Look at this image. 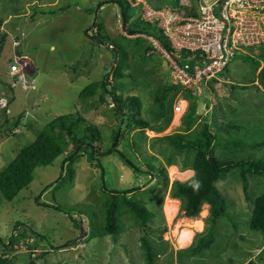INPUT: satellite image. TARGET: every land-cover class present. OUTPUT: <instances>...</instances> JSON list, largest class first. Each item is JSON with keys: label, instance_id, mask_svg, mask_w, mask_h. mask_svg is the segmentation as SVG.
Instances as JSON below:
<instances>
[{"label": "rangeland", "instance_id": "1", "mask_svg": "<svg viewBox=\"0 0 264 264\" xmlns=\"http://www.w3.org/2000/svg\"><path fill=\"white\" fill-rule=\"evenodd\" d=\"M118 1L125 9L127 31L152 33L166 42L163 34L155 30V24L139 21L137 14L141 18V5L130 10L124 0ZM143 1L152 8L158 5L162 9H180V0ZM190 1L196 7V1ZM112 10L111 0H0V119L9 117L0 125V170L33 142L38 128L47 123L51 115L82 118L81 126L97 127L101 138L99 147L90 145L93 149H82V156L70 166L62 167L63 156H60L53 165L37 167L28 188L21 191L13 203L0 204V255L4 254L9 264H28L31 259L36 264H145L140 249V238L145 235L152 250H157L154 264H264V236L250 231L247 226L252 201L261 192L256 187L261 183L259 179L248 177L249 190L245 196L238 174L216 184L226 200L227 211L215 224L210 246L194 258L181 256V261L178 258V252L187 250L195 237L197 241L206 233L208 206L203 205L195 218L182 214L179 202L169 196L170 186L174 181H188L193 172L180 169L183 159L179 156L172 157L176 165L166 164L168 156L174 154L167 143L159 142L151 147L149 140L186 131L181 118L188 102L181 96L174 98L173 105L181 101L182 109L186 106L185 111L173 110L172 120L161 134L146 130L148 140L143 142L138 133L130 132L119 140L120 154L130 159L142 174L134 173L118 155H100V151L114 146L111 136L118 123L115 104L110 95L105 96V103L99 102L100 88L91 98L81 100L77 96L85 86L105 81L109 75L107 81L110 86H116L117 94L122 98L136 96L142 106L141 117L154 124L150 113L157 110L153 99L156 88L172 84L170 64L159 53L160 44L155 41V45L141 34L129 35L121 27L120 9L117 7L115 14ZM94 22L103 23L100 36L94 35L97 30ZM121 38L141 41L135 48H129L123 77L116 80L110 72L116 63L114 58L122 60ZM139 52L143 55L139 56ZM259 54L260 49L250 51L255 59ZM20 55L27 56L19 60L23 64L30 61V70L34 72L24 73L23 79L12 78L9 66ZM181 55L189 56L186 52ZM261 66L262 63L254 69L250 61H244V56L237 53L220 75L224 78L197 93L198 117L193 126L200 129L204 122L212 124L214 108L219 110V122L227 126L229 122L243 125L245 129L264 126V89L256 77ZM239 82L245 86L232 89L231 84ZM1 98L9 101L8 109L1 108ZM15 122L19 124L13 125ZM134 138L138 141V150L130 146ZM252 154H256L255 160L264 159V147ZM152 156L155 159H151ZM187 158L191 161V154ZM144 160L151 162L153 171ZM97 162L102 169L95 168ZM161 166L167 185L158 173ZM132 187L140 189L126 195L129 204H137L151 217L142 227L127 216L117 217V235L97 236L91 240V231L98 233L104 225L103 205L113 200L110 191L118 198L121 190ZM35 199L42 205H37ZM174 205L176 211L169 214L172 209L167 207ZM21 233L20 240H16ZM8 240L16 241L7 245Z\"/></svg>", "mask_w": 264, "mask_h": 264}, {"label": "trees", "instance_id": "2", "mask_svg": "<svg viewBox=\"0 0 264 264\" xmlns=\"http://www.w3.org/2000/svg\"><path fill=\"white\" fill-rule=\"evenodd\" d=\"M111 1L120 9V14L124 15L127 25L128 19L126 17L125 9L118 0ZM124 2L130 10L135 9L130 7L127 0H124ZM103 3L104 2L101 4ZM68 6L69 5H66V7ZM179 7V10H174L172 7L168 9L176 12L184 10L181 5ZM138 9L140 10V7ZM185 11H187L185 12L187 16L193 15V11L188 9ZM49 13L50 12H48V14ZM137 15L139 21L145 23L140 18V15ZM1 23L2 20L0 19V25ZM152 24H155V30L159 31L161 34L162 30L156 26V23ZM96 26L97 30H94V35L100 36L99 34L102 33L103 23L96 24L94 22L93 27ZM135 34L153 37L166 51L172 52L167 38L166 42H161L154 37L152 33L135 32ZM121 40H123V42L119 45V48H121L123 52H121L123 55L122 60H119L118 57L114 58L116 59V63L113 66L112 72H110L116 80H120L123 77L122 70L123 67L126 66L125 60L129 55V48L133 49V46L135 48L141 41L136 39L128 41L124 38H121ZM255 49H260V54L257 56V59L253 58L250 54L242 56H244V61H250L256 70L260 63H262L261 70L256 77L258 84L264 89V44L256 48H249V51L252 52ZM113 51H115V47ZM182 52L188 53L189 56L183 58L181 55ZM138 55L142 56L143 53L139 52ZM178 55L180 64L182 65L186 62L191 63L192 59L198 58L197 53H191L186 50L180 51ZM227 66L217 73L214 78H211L205 83L202 82L200 90H206L208 85L211 88L213 83H217L221 78H224L220 75L224 73ZM108 76L105 81H95L94 83L85 86L77 97L81 100L91 98L95 95L97 88H100L99 102L105 103V96H111L115 104L114 113L116 114V119L118 121L115 126V131L111 136V138H113L114 146L100 151V155L102 157H109L114 154L122 157L123 162L138 175L140 173L142 174V170H138L136 165L133 164L130 159L123 157V154L121 155V152L117 149L119 140L122 141L130 132L133 133V135L134 133H138L136 135H140L143 142L148 140L144 133L146 130L155 132L157 135L161 134L169 126L172 120L174 98L179 95L182 97V100L188 102L187 110L181 118L182 123L186 128L184 133L179 132L158 138H151V140H149V146L151 147H154L155 144H159V142L167 143L169 149L174 154H170V157L168 156L166 164L176 165L172 162L174 160L172 157L179 156L183 159L181 161L183 164L180 166V169L182 171L191 170L193 172L191 179L188 181H174L170 186L169 196L171 199L179 202L182 214L186 218H195L201 211L203 205L208 206L207 222L209 223V226L206 229V233L199 237L197 241H195L197 238L195 237L192 245L187 250L178 252L179 260L181 261V256L194 258L199 253H202L203 249L210 246V243L214 238L213 229L216 227L215 224L224 218L227 211L226 200L217 189L216 184L225 180L227 176L238 174L237 176H239V181L242 182V190L245 196L249 190V187L246 184L248 177H253L255 180L259 179L258 181L261 184L256 187V190H260L261 192L258 193V195L255 196L254 201H252L253 207L251 209L247 226L250 231L257 232L264 236V159L255 160L257 156L256 154H252L256 149L264 147V126L257 129L249 127L245 129L243 125H235L233 122H229L227 126L223 121L221 123L219 122V110L218 108H214L211 113L212 124L204 122L200 129H197L193 125L198 117V104L196 102L198 101V91L173 84L156 88V95L153 99L157 105V110L150 113L152 122H154V124H151L141 117L142 106L139 99L136 96L122 98L121 95L117 94L116 86L112 85V87L109 85L107 81ZM250 83H252L251 85H253V87H258L257 84H254L255 82ZM231 85H233L232 89H235L237 87H244L245 83L240 84L239 82L238 84ZM107 87H109V90ZM122 87L123 85L120 89H122ZM8 107L9 101L6 102V105L2 109H8ZM51 116V119L46 124L41 128H38V132L36 133L33 142L21 149L11 162L0 170V204L13 203L18 194L28 188L33 180L34 170L37 167L53 165L60 156H63V158H61V166L63 167L64 164L70 166L82 156V149H93V147L96 148L101 145L98 128L89 125L86 127L81 126V123H84L82 118V120L80 118L75 119L73 118L74 116L72 117L69 114ZM8 118V116L1 117L0 120L3 122L0 123V125H3V123L8 121ZM18 124V122H15L13 125L16 126ZM213 128L215 129L214 132H212ZM9 132L10 131L8 130L6 134ZM130 146L133 150L139 149L136 138L133 139ZM189 154H191V161L187 158ZM151 159H155L154 156H152ZM144 161H146L150 171H153L154 166L151 162L147 160ZM95 167L102 169L98 162L95 164ZM101 172L103 174V170H101ZM158 173L161 174L162 177L165 176L163 166L160 167ZM154 176L157 177V174L154 173ZM163 179L167 185L166 178L164 177ZM158 183H160V181H158ZM137 189L140 188L132 187L126 191L121 190L118 198L116 195L113 196L115 193L114 191H110V196L113 200L106 203V206L103 205L104 225L101 226L98 233L95 230L91 231L90 238L104 235H117L118 227L115 223L117 217L119 219L120 217L127 216L130 219H133V223L142 227L144 222H146V219L151 217V214L137 204H129V200L126 198V195H131ZM34 201L37 205H42L37 199ZM20 236H22V233L15 239L20 240L18 239ZM14 241L8 240L7 245H11ZM140 249L144 256V263L154 264L155 258L157 257V250H152L147 236L145 235L140 238ZM44 255L45 252L43 253V256ZM0 264H9L8 258H5L2 253L0 255ZM28 264L36 263L31 259Z\"/></svg>", "mask_w": 264, "mask_h": 264}, {"label": "built area", "instance_id": "3", "mask_svg": "<svg viewBox=\"0 0 264 264\" xmlns=\"http://www.w3.org/2000/svg\"><path fill=\"white\" fill-rule=\"evenodd\" d=\"M135 4H132V2ZM180 0L184 10L152 8L143 0H127L131 7L141 4V19L156 23L170 44L172 52L161 45L159 50L171 69L173 85H180L199 92L201 83L214 78L237 53L249 55V48L264 44V0ZM186 9L193 11L187 16ZM158 45L153 37H148ZM156 41V42H155ZM182 50L197 53L192 62L180 64ZM24 64L11 65L10 72L21 74ZM171 84V85H172ZM2 107L6 105L4 100ZM179 101L174 112H184Z\"/></svg>", "mask_w": 264, "mask_h": 264}, {"label": "clouds", "instance_id": "4", "mask_svg": "<svg viewBox=\"0 0 264 264\" xmlns=\"http://www.w3.org/2000/svg\"><path fill=\"white\" fill-rule=\"evenodd\" d=\"M106 2V1H105ZM104 2V3H105ZM102 3V2H101ZM146 3V2H145ZM99 5V4H98ZM130 5V4H129ZM139 5H141V4H139ZM138 6V5H137ZM152 6V5H151ZM131 7V6H130ZM142 7V6H141ZM100 8V7H99ZM98 8V9H99ZM101 8H102V6H101ZM131 8H135V7H131ZM141 12H142V10H141ZM120 20H121V16H120ZM122 23V22H121ZM122 27V26H121ZM123 29V28H122ZM134 32V31H133ZM136 35V34H135ZM143 36V35H142ZM148 37V36H147ZM242 55V54H241ZM19 59H25V57H23L22 55H20V56H18V58H16L13 62H12V64L11 65H13V64H15V63H19V64H21V62H20V60ZM28 63H29V66L31 67V64H30V62L29 61H27ZM11 65L9 66V75H10V77H12V78H22L23 79V74H24V68H25V64H24V66H23V71H22V73L20 74H14V73H11L10 72V67H11ZM32 70H29L28 71V73H25V74H29L30 72H31ZM1 100H4L5 102H7V100H5L4 98H1ZM82 231V230H81ZM105 236V235H104ZM103 236V237H104ZM109 236H111V235H107V236H105V237H109ZM91 240L93 239V238H90ZM46 253V252H45Z\"/></svg>", "mask_w": 264, "mask_h": 264}, {"label": "water", "instance_id": "5", "mask_svg": "<svg viewBox=\"0 0 264 264\" xmlns=\"http://www.w3.org/2000/svg\"><path fill=\"white\" fill-rule=\"evenodd\" d=\"M121 26H122V28H123V30H126V21H125V17H124V15H121ZM128 34L129 35H135V32H133V31H128ZM30 70V66H29V63L28 62H26V64H25V68H24V73H28V71Z\"/></svg>", "mask_w": 264, "mask_h": 264}, {"label": "crops", "instance_id": "6", "mask_svg": "<svg viewBox=\"0 0 264 264\" xmlns=\"http://www.w3.org/2000/svg\"><path fill=\"white\" fill-rule=\"evenodd\" d=\"M81 1H84V0H81ZM98 1H100V0H98ZM95 5H97V3H95L94 2V4H93V7H95ZM103 7V6H102ZM113 7H114V10H112V14H115V11L117 12V5L115 4V3H113ZM157 8H158V5H157ZM100 11V9H96V12L98 13ZM87 13H89V9H88V11H86ZM145 22V21H144ZM146 23V22H145ZM23 57H25V59L27 58V56H23ZM30 62V61H29ZM31 72H34V70L32 69V71ZM10 76V75H9ZM31 82H32V80H31ZM46 124V123H45ZM4 141V140H3ZM2 141V142H3ZM120 146V145H119ZM121 147V146H120ZM56 162V161H55ZM96 168V167H95ZM119 169H120V167H119Z\"/></svg>", "mask_w": 264, "mask_h": 264}, {"label": "bare ground", "instance_id": "7", "mask_svg": "<svg viewBox=\"0 0 264 264\" xmlns=\"http://www.w3.org/2000/svg\"><path fill=\"white\" fill-rule=\"evenodd\" d=\"M172 202H175V201H172ZM176 204V203H175ZM168 209L170 208V209H172V210H170V211H168L169 212V214H173L174 213V211H176V209H177V206L176 205H174L173 207H167ZM171 218V217H170ZM183 237H184V235H182V240H183Z\"/></svg>", "mask_w": 264, "mask_h": 264}]
</instances>
